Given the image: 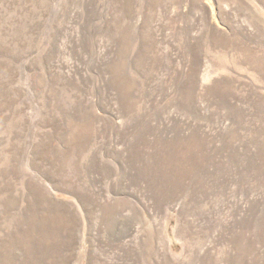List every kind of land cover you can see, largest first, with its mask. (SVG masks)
Wrapping results in <instances>:
<instances>
[{"label": "rangeland", "instance_id": "374dc122", "mask_svg": "<svg viewBox=\"0 0 264 264\" xmlns=\"http://www.w3.org/2000/svg\"><path fill=\"white\" fill-rule=\"evenodd\" d=\"M0 264H264V0H0Z\"/></svg>", "mask_w": 264, "mask_h": 264}, {"label": "bare ground", "instance_id": "6f19581e", "mask_svg": "<svg viewBox=\"0 0 264 264\" xmlns=\"http://www.w3.org/2000/svg\"><path fill=\"white\" fill-rule=\"evenodd\" d=\"M119 204V203H118ZM128 204V203H127ZM104 220V219H103Z\"/></svg>", "mask_w": 264, "mask_h": 264}]
</instances>
